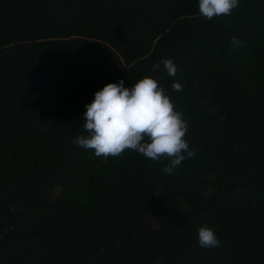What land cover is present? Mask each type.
I'll return each instance as SVG.
<instances>
[{"label": "trees", "instance_id": "trees-1", "mask_svg": "<svg viewBox=\"0 0 264 264\" xmlns=\"http://www.w3.org/2000/svg\"><path fill=\"white\" fill-rule=\"evenodd\" d=\"M198 2L0 0V264H264V0ZM147 75L189 125L171 174L73 142L97 90Z\"/></svg>", "mask_w": 264, "mask_h": 264}, {"label": "clouds", "instance_id": "clouds-1", "mask_svg": "<svg viewBox=\"0 0 264 264\" xmlns=\"http://www.w3.org/2000/svg\"><path fill=\"white\" fill-rule=\"evenodd\" d=\"M238 5L239 0L198 2L200 15L208 20L230 16ZM231 44L243 47V41L235 36ZM161 63L170 77L176 76L177 66L172 59L154 64L153 71L159 70ZM172 88L182 91V84L173 81ZM85 108L83 127L87 135L77 136L73 142L93 150L97 157H119L132 150L153 161L167 160L162 171L171 174L182 161L195 155L186 139L188 122L151 75L138 79L131 87H125L123 80L106 83ZM197 238L199 246L206 249L220 244L215 231L204 224L198 227Z\"/></svg>", "mask_w": 264, "mask_h": 264}]
</instances>
